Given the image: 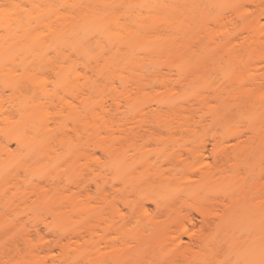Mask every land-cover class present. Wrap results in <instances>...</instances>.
I'll return each mask as SVG.
<instances>
[{
	"label": "rangeland",
	"instance_id": "374dc122",
	"mask_svg": "<svg viewBox=\"0 0 264 264\" xmlns=\"http://www.w3.org/2000/svg\"><path fill=\"white\" fill-rule=\"evenodd\" d=\"M14 1L19 6L12 11L31 7ZM9 2L0 0V13L8 12ZM254 2L94 4L105 15L99 21L107 32L91 30L83 57L64 49L79 73L68 89L89 92V99L72 101L61 88L58 97H42L36 109L28 107L26 116L34 123H25L35 124L25 126L33 136L28 141H35L29 148L4 135L7 123L22 118L0 79L6 97L0 103V246L30 241L35 248L25 247L23 254L42 264H263V255L252 260L245 249L258 245L264 251V207L254 212L248 206L255 214L250 218L237 203L245 195L264 201V16ZM41 14L37 26L46 34L68 10ZM133 30L140 31L136 44L119 45ZM60 59L56 65H67ZM54 71L45 67L36 73L40 81L47 79L50 91ZM41 126L47 134L35 132ZM215 143L234 150L246 146L232 152L231 160L242 176L251 166L250 174L258 172L255 189L237 182L235 168L210 180L196 170L213 165ZM102 194L106 199L97 200ZM233 198L236 203H229ZM209 199L229 204L233 220L199 238L203 218L193 208L213 209ZM77 231L85 237L76 244ZM191 231L198 233L193 240L184 234ZM58 236L73 244L62 250L55 246ZM180 236L183 246H191L187 256L177 244Z\"/></svg>",
	"mask_w": 264,
	"mask_h": 264
},
{
	"label": "bare ground",
	"instance_id": "6f19581e",
	"mask_svg": "<svg viewBox=\"0 0 264 264\" xmlns=\"http://www.w3.org/2000/svg\"><path fill=\"white\" fill-rule=\"evenodd\" d=\"M9 1L10 2H9L8 12H6V14L2 12L0 13V15L1 14L4 15V23H5V31L4 33H0V79L2 80V83L10 90V94L8 98L11 99L13 103H15L14 108L20 114L22 121L19 122L17 120V122H9V125L7 123L6 127L4 128L6 129L4 135L11 142L12 141L16 142L19 147L29 148L35 141L34 142L32 141L33 143L28 141V137L30 139V137L33 138V136L27 132H29L28 130L29 126L30 128H32L35 127L34 126L35 124L31 126L30 124L25 123V121L29 122L30 120L29 116L28 115L26 116L27 108L28 107L30 108L28 109L29 111H31L32 108H33L32 110H34V108L36 109L38 107V106L36 107L37 104L36 101L39 100L40 98L43 97L45 99H51L53 97H58V91L61 88L62 89L71 88L73 81L78 78L79 73L77 71L76 61L73 58L69 57V55H71L72 52H74L77 53L75 55L78 57V55L79 56L82 55L81 53L84 54V52H86L88 45L90 44L87 43L86 40L90 35L89 33H91V30H94V32H97V30L98 32L105 31V29L101 27L102 22L99 21L105 15L103 12H101L96 7H94V4L99 3L102 0H24L26 3H30L31 7L30 9H27L29 11L23 10L20 7L16 9L18 11L16 10L12 11V9L14 7L19 6V4L15 3L14 0H9ZM19 3H21V0L19 1ZM254 3L257 4V6L259 7V8L256 7V10L258 9L257 11L261 12L260 15H262L263 17L264 0H256V2ZM63 6L66 7V10H68L67 17L64 15L62 16L61 14L60 16H58L59 24L57 27H55L54 30L53 28H49L50 32H47L48 34L47 33L45 34L44 31L41 33L40 28H38L40 24L39 19L43 16V14L41 13L48 9L54 10L55 8H59ZM112 13L115 15L117 12H112ZM134 31L135 30L130 31L128 33L127 37L130 35L129 36V38L131 37L130 39L122 40V44H120L121 42H119V45H126L125 47H129L132 46L133 44H136L134 42L139 40L138 38L140 37L139 34L140 31L139 30H138L139 32H137V30L135 31V34H137V36L134 34ZM106 32L107 31H105L104 33ZM107 37L111 38V35L107 34ZM51 49L52 51L54 50V52L56 53V56L58 57L57 60H59L60 58H65L67 65L64 66L56 65L58 61L54 59L55 62L57 61L56 63H54V60L50 59L48 54L50 53L49 50L51 51ZM64 49L65 50L69 49L71 51V54H69L70 52L68 53L69 55L66 54V56L68 55L67 58L64 55L65 53ZM132 50L133 49L131 48V51ZM131 53L133 54V51ZM45 67H52V69L55 70L54 73L56 76V80H55L56 82H54L53 91H50V89H48L47 87L48 85L47 83H45L47 82L46 78L43 77L44 80L46 79L45 82L42 79L44 84L42 83V81L37 79V75H36L37 71L43 72V68ZM40 77L41 76H39V78ZM263 84L264 82H261L260 86L261 87L263 86L264 89ZM88 86H90V84ZM259 91H260L259 92L260 95L264 93V91L263 92L261 90ZM68 94L70 97L73 98L72 101H81L82 104L86 103V100L89 99V95H88L89 92L84 94H79V93H75V91L73 92L72 90L68 92ZM249 94L245 97L248 96L250 97L252 93L250 92ZM28 97H30L31 99ZM5 98L6 97L0 93V103H2ZM32 104H34L35 106L34 105L32 106ZM193 110L194 109H192V111ZM32 121H34V119L30 120V123ZM25 126L28 128H26ZM47 131L48 129L42 126L41 128L35 129V132L38 134H42V133L47 134ZM255 133H257V131ZM258 135H260L259 137H261V132ZM258 135H255L256 140L258 138L257 137ZM242 144L243 142L240 143V145ZM240 145L239 147H235V150L234 148L232 149L228 148L230 150L229 151L227 147L218 146L216 144L212 150L213 153L211 152L212 156H214L213 165L206 162L205 164L202 165V167L200 166L198 167L199 169L197 168L196 170L201 171V174L207 177L206 180L213 179V177H215V175L218 174L223 176L227 173H230L231 171H233L234 168L235 169L238 168L235 167V164L237 163H235L234 165L232 164L231 155L234 152L241 150L242 147H246V146L240 147ZM257 146L259 147V145ZM205 147L206 145L203 146V148L206 150ZM247 147H251V146H247ZM250 150L255 151L256 149L251 148ZM188 151L191 152L193 150L189 149ZM251 167L253 170L250 168H246L247 170L245 169L247 172L244 171L245 173L243 174H247V175L244 176H242L241 171L237 169L235 171L236 175H234V177H237V182L248 184L247 185L248 187H250L251 189H255L259 181V179H257L256 177L259 175H257L258 172L257 174L255 173V175L257 176L250 174L251 172L254 171L253 166ZM208 171L209 174H213L212 177L211 176L209 177V174L207 173ZM248 175L250 177H248ZM230 177H233V175ZM83 190L87 191L88 194L89 190H87V188H83ZM81 192L82 190H79L78 192H75V194L79 196ZM105 199H106L105 194H102L99 196V198H97V200H105ZM236 200L237 198H233L232 200H230L229 203H236ZM207 202L209 203L213 202L212 204L213 207L210 206L211 204H209L210 206L209 208L212 207L213 209L209 210L203 206L199 208H193L199 215L202 216L203 218L202 223L204 224V228H202V230L199 231V234L194 231L184 233L192 240L196 238L197 236L196 234H198V237L201 238V236L205 234V231L211 228L223 229L226 226V224L229 223V220H233V218L230 215L231 213H233L232 212L233 208L230 207L229 204L225 203L223 200H215V199L213 201L209 199ZM237 203L245 206L246 210L244 211L248 213V216L250 218L255 216L254 212L260 211V207H264L263 199H261L259 202H254L251 201V199L248 198L247 195L243 197V200L241 202L239 201ZM220 206H222L221 213H217ZM248 206H251L252 210L253 209L256 210L254 212H250L251 209L249 210ZM214 217H216L218 221L216 220L213 221ZM190 222L194 224V222L192 221V217H190ZM75 237L77 238V241L75 242L77 244L79 243L80 238H84L85 236L82 234L81 231H77L75 233ZM182 238L183 237L180 236L177 238L176 241L178 246L182 247L181 254L183 256H187V254L189 255V253L192 252L191 246L190 245L183 246ZM54 242H55V246L60 247L62 250L64 249V251L69 247L70 244H73L72 238H68L67 241H64L63 238H61L60 236H58ZM35 246L36 245L31 243L30 241L20 242L15 240L1 244L0 264H42L41 260L38 257L30 253L27 255L23 254V248L25 247L35 248ZM245 250L247 252L245 256L251 258L252 260L258 261L259 258H262L264 256V251L260 250L258 245ZM25 251H28V249H26Z\"/></svg>",
	"mask_w": 264,
	"mask_h": 264
}]
</instances>
